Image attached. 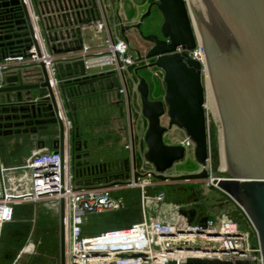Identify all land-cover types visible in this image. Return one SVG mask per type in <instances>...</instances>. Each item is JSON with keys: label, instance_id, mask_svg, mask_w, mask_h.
<instances>
[{"label": "water", "instance_id": "1", "mask_svg": "<svg viewBox=\"0 0 264 264\" xmlns=\"http://www.w3.org/2000/svg\"><path fill=\"white\" fill-rule=\"evenodd\" d=\"M188 1L150 0L145 12L131 25L146 43L145 49L133 50L136 61L142 64L133 69L131 84L130 77L123 71L90 75L82 58L54 62L58 89L72 120L67 137L63 123L57 117L56 100L44 63L39 62L36 71L25 67L8 72L5 85L0 86V94H3L0 96V134H25L39 147L58 151L61 157L63 145L68 142L78 185L114 186L131 179L136 182L146 176L137 170L140 160L152 167L149 174L160 181H208L212 177L214 180L210 184L219 191V196L211 202L209 196L200 197V205L207 209L197 210L195 204L186 210L179 209L178 213L185 216L186 223L194 221L204 225L206 210H210L239 224L251 238L256 236L264 264V0ZM32 3L52 53L81 50V26L102 17L113 41L102 0H32ZM153 8L160 13L161 22L154 25L150 21L149 26L153 29L144 32L141 26L151 16ZM15 10L20 11V18L14 23H20V28L25 30L26 44L23 51L17 53H4L3 49V58L9 54L26 53L32 45L38 52L31 15L22 0H0L3 18H9V13ZM55 26H69L71 33L68 30L61 36L45 33ZM128 27L120 28L125 40L124 30ZM196 28L205 61L208 121L204 64L188 53L198 45ZM64 37H74L77 44L59 50L49 44ZM5 38L10 36H0V48L5 46L11 50L13 41L3 42ZM153 68L161 71L163 83V92L157 98L150 97L149 82L140 74L141 69ZM94 82H108L107 88H117L119 94L124 93L131 132V162L128 157L121 161V165L118 162L111 165L99 162L98 156L90 150L82 152L87 142L79 140L77 106L73 99L82 94V86ZM119 111H122L121 106ZM134 116L146 121L142 136L145 150L141 156H137L134 148ZM162 117H166L165 124ZM174 129L193 142L192 157L199 166L198 170L177 175L169 172L187 157L183 145L167 143L164 139L165 134ZM209 146L211 171L206 167ZM227 196L243 206L245 215L234 207L231 199L226 200ZM20 205L13 208L23 207ZM30 208L31 204L25 207ZM62 216L61 201L59 264H63ZM30 217L29 212L25 218ZM175 224L182 230L183 222L176 220ZM29 227L28 223L16 253L27 245ZM3 234L2 230L0 248L2 243H10L4 240ZM188 263L219 264L210 260H189Z\"/></svg>", "mask_w": 264, "mask_h": 264}, {"label": "built area", "instance_id": "2", "mask_svg": "<svg viewBox=\"0 0 264 264\" xmlns=\"http://www.w3.org/2000/svg\"><path fill=\"white\" fill-rule=\"evenodd\" d=\"M22 3L31 15L38 52L32 45L26 53L9 54L2 58L0 86L4 84L8 72H16L43 62L56 100L57 117L62 121L67 137L72 129V120L68 117V108L58 89L59 81L56 78L54 62L82 58L87 72L98 68L127 73L135 59L129 53L126 40L113 38L111 41L110 37L101 49L92 50L83 45L78 51L52 53L42 34L32 0H22ZM101 26L100 23L99 27ZM200 50L197 45L188 53L202 61ZM154 74L158 77L161 71L156 69ZM172 143L183 145L186 153L192 155L194 145L189 138L175 139ZM209 161L210 152L207 169ZM137 170L146 173V176L136 182L131 179L125 184L114 186L78 185L68 142L65 141L63 145L62 157L58 151L47 148L33 150L20 164L0 167V239L5 223L10 220V211L15 205L48 201L57 209L59 221L62 201L63 264H189V260H210L219 264H263L256 236L251 238L239 224L209 210H206L207 220L204 225L194 221L186 223L185 216L179 214L178 210H186L200 202L170 205L165 210L164 192L151 190L158 182L165 181L157 180L149 174L152 167L145 160L141 161ZM203 181L207 186L211 185L209 181ZM115 188L139 190L140 219L128 226L93 234L84 233L83 227L89 216L124 208L125 200L114 194ZM230 199L234 207L245 215L243 206L227 196L226 200ZM176 220L183 222L182 230L175 224ZM26 246L15 254L11 264H15L22 256Z\"/></svg>", "mask_w": 264, "mask_h": 264}, {"label": "crops", "instance_id": "3", "mask_svg": "<svg viewBox=\"0 0 264 264\" xmlns=\"http://www.w3.org/2000/svg\"><path fill=\"white\" fill-rule=\"evenodd\" d=\"M149 2L150 0H102L107 20L111 26L112 35L115 40L124 39L120 30L122 26H130L124 30V34L127 37L126 41L129 44V53L135 59V63L132 66H129V68H134L142 64V62L136 61L133 50L143 49L144 47H141V45L143 46L144 44L141 41L136 28L131 27V25L138 21L141 14L145 12ZM151 19L156 22L155 25H158L161 22V15L156 8H153L151 16L144 20L142 26H144L145 32L151 30L148 27L150 25L149 22L152 21ZM100 23L102 24L101 27H99ZM66 30L70 32L71 27L55 26L45 30V33H48L51 36H61L62 34L66 35ZM80 36L83 40V45L89 46L92 50L103 48L109 39V33L104 18L102 17L101 20H95L89 25H82ZM49 44L51 46L54 45L55 49L59 50L73 47L77 42L74 37H64V39L61 40L50 41ZM28 69L36 71L39 68L38 66H31L28 67ZM153 70H156V68H153ZM101 72H106V70L93 68L91 69V72L88 73L92 75ZM3 85H5V83ZM107 85H109L108 82L105 84L94 82L92 85L85 84L81 87L82 94L73 99L77 106L76 126L79 127V140H86L87 142V147L83 146L82 152L90 150L98 156L99 162L110 163L111 165L113 162H118L119 165H121V161L128 157L131 162V132L129 129L127 105L124 93L119 94L117 88H107ZM159 89L163 92V84L159 86ZM2 95L3 94H0V96ZM120 106L122 107V111H119ZM137 110L136 107L135 111ZM144 123V120L140 117L137 118V124H135L134 121L133 137L137 156H141L145 150V145L142 139L145 129ZM175 138L182 139L184 137L179 130H172L167 132L164 136L167 143L173 142ZM41 148L45 149V147H39L37 143L33 142L25 134H0V167L18 165L23 158L28 156L33 150ZM141 161L142 160H140L138 165ZM178 163L182 165V171H179L177 174L196 170L192 169L194 162L189 166H186L187 162L185 160ZM186 169L187 171H185ZM117 171H119V169H117ZM158 184L161 185L164 184V182H158ZM121 190L123 189L115 188L114 194H118ZM178 193H180V191L175 190L171 200H178ZM192 201L200 202L196 197H193ZM25 204L28 205L30 203ZM163 208L166 210L169 206L164 203ZM29 212V209L21 211L18 208H13L10 211V220L5 223L3 228V237L5 241L10 242L16 232L26 229L25 224L28 223L29 219H25V217L29 215ZM0 252L4 251H1L0 249ZM11 260L9 256L8 264L12 263Z\"/></svg>", "mask_w": 264, "mask_h": 264}, {"label": "rangeland", "instance_id": "4", "mask_svg": "<svg viewBox=\"0 0 264 264\" xmlns=\"http://www.w3.org/2000/svg\"><path fill=\"white\" fill-rule=\"evenodd\" d=\"M151 22L154 23V25L156 23L154 20H152ZM148 27L150 28V26ZM141 29L145 32L144 26H141ZM150 29H153V28L151 27ZM141 41L143 42V40ZM143 44L144 45L143 46L141 45V47H144L143 49H145L146 43L143 42ZM134 68H128V71H127V74L130 77L129 84H131L130 81H131V77H133L132 74H133ZM155 71L156 70H153V69L152 70L151 69H141L140 70V74L146 77L149 82L151 98L160 97L162 93L161 89H159V86L163 84L161 75L157 77L154 74ZM88 72H91V70H89ZM203 83H204V75H203ZM205 97H206L205 103H207V92H205ZM205 112H206V118L208 121V109L206 108V106H205ZM135 117L136 116H134V119ZM137 118H139V116L136 117L135 124H137ZM144 122H145L144 124L146 127V121L144 120ZM162 122L164 124L166 123V117H162ZM174 130H177V129H174ZM175 139H180V138H175ZM209 152H210V146H209ZM185 161L187 162L186 166L187 165L189 166L192 162H194L192 169L198 170L199 166L195 162L191 154H187ZM181 166L182 165H180V163H176L169 170V172L171 174H177L179 173V171H182ZM208 169L209 171H211L210 161H209ZM185 171H187V169ZM127 190H133V191H130L132 192L130 193L131 194L130 199L132 201H135L137 207L140 208V196L138 193L139 190L137 188H133V189H123L121 191L127 192ZM151 190H155V191L162 190L165 194L164 203L167 206L178 205V204L192 201L193 197H196V199H198L201 202L202 201V198H200L201 196L202 197L209 196V200L211 202L214 200L215 197L219 196V191L214 186H211V185L207 186L205 184V181L203 180L178 181V182L165 181L164 184L155 185V187H152ZM175 190L176 191L179 190L180 193H178L179 195V197L177 198L178 200L173 201L171 199L173 197V193L175 192ZM21 205L24 208L27 207L26 204H21ZM197 206H198L197 209L200 211L204 210V208L207 209L206 206H202L200 205V203H198ZM29 210H31L30 211L31 217L28 220V223L30 225L29 231H28L30 233V236H29L30 240L27 243L24 253L16 261L15 264H59L60 246H59V224H58V219H57V209L55 207H52L48 201H43V202H39L36 204H31V208ZM107 215L109 216L115 215V212H103V213L93 214L89 216L88 219L85 221V224L83 227L84 233L93 234V233H97L98 231H100V229L103 228V223L100 222V220L107 217ZM138 216L141 217L140 209H139V212L137 211V215L135 217H138ZM15 254L16 252L13 254V256H10V260L12 259L11 261L14 260Z\"/></svg>", "mask_w": 264, "mask_h": 264}, {"label": "trees", "instance_id": "5", "mask_svg": "<svg viewBox=\"0 0 264 264\" xmlns=\"http://www.w3.org/2000/svg\"><path fill=\"white\" fill-rule=\"evenodd\" d=\"M19 13H20L19 10L12 11L11 13H9V18H3L2 15H0V36L2 37L7 35L10 36V38L2 39V41L3 42L13 41L11 50L6 49L5 46L0 48V60L3 58V49H4V53L6 52L17 53L23 51L24 49L26 43L24 41L25 36L23 32L25 30L20 28L22 26L20 23H16V24L14 23V20H19L20 18ZM18 27L20 29H18ZM130 191L133 190H127V192L121 191L117 194L124 198L125 206L123 209L115 211V215H110V216L107 215V217L101 219L100 222L103 223V228L100 229V231L110 228L128 226L131 223L136 222L140 219L139 216L135 217L137 215V211L139 212L140 208L137 207L135 201H132L130 199V195H131L130 193H132ZM16 208H18L21 211L26 210L25 208L23 207L20 208L19 206H17ZM25 226L27 228L28 223H26ZM8 262H9V256L5 255V252H0V264H8Z\"/></svg>", "mask_w": 264, "mask_h": 264}, {"label": "flooded vegetation", "instance_id": "6", "mask_svg": "<svg viewBox=\"0 0 264 264\" xmlns=\"http://www.w3.org/2000/svg\"><path fill=\"white\" fill-rule=\"evenodd\" d=\"M25 230H21L15 233V236L10 241L9 244L2 243L1 251L5 252V255L13 256L17 247L21 244L22 239L24 237Z\"/></svg>", "mask_w": 264, "mask_h": 264}, {"label": "bare ground", "instance_id": "7", "mask_svg": "<svg viewBox=\"0 0 264 264\" xmlns=\"http://www.w3.org/2000/svg\"><path fill=\"white\" fill-rule=\"evenodd\" d=\"M187 2L189 3V1L187 0ZM190 5V4H189ZM191 8V7H190ZM192 16H193V14H192ZM193 20H194V18H193ZM194 24H195V21H194ZM195 27H196V24H195ZM196 31H197V28H196ZM197 35H198V31H197ZM198 45L200 46V54H201V58H202V62H203V64H204V69H203V75H204V86H205V90H206V72H205V61H204V56H203V52H202V48H201V42H200V38H199V35H198ZM205 92H207V90L205 91ZM205 106H206V108H207V103H205ZM174 175H177V174H174ZM214 179L212 178V177H210L209 179H208V181L209 182H212Z\"/></svg>", "mask_w": 264, "mask_h": 264}]
</instances>
